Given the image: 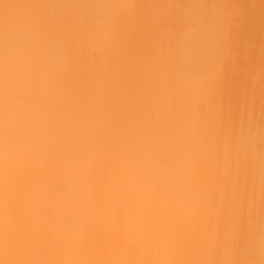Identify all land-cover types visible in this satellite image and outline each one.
Wrapping results in <instances>:
<instances>
[{
	"label": "clouds",
	"instance_id": "clouds-1",
	"mask_svg": "<svg viewBox=\"0 0 264 264\" xmlns=\"http://www.w3.org/2000/svg\"><path fill=\"white\" fill-rule=\"evenodd\" d=\"M233 0H0V264H264V67Z\"/></svg>",
	"mask_w": 264,
	"mask_h": 264
},
{
	"label": "bare ground",
	"instance_id": "bare-ground-1",
	"mask_svg": "<svg viewBox=\"0 0 264 264\" xmlns=\"http://www.w3.org/2000/svg\"><path fill=\"white\" fill-rule=\"evenodd\" d=\"M257 3L258 2H254V8H256ZM232 6L237 10V16L232 28V33L235 36L232 44V51L236 57V67L234 71H230L227 74L224 103L226 107L230 108L233 114H235L239 111L241 104L247 102L248 99L246 83L247 74L253 69L263 67L264 65V33H260L258 38L259 45H256V48L252 49L249 47L246 41V35L249 34L248 32L252 29L254 21L258 18H254V14L252 13L245 12L244 10L247 6L243 7L245 5L241 4L240 1L233 0ZM248 6L251 7V4L249 3ZM254 8H249L248 11H252ZM253 13H255V10ZM257 21H259V19L256 20L255 24L258 23ZM255 27L257 28V26Z\"/></svg>",
	"mask_w": 264,
	"mask_h": 264
},
{
	"label": "rangeland",
	"instance_id": "rangeland-1",
	"mask_svg": "<svg viewBox=\"0 0 264 264\" xmlns=\"http://www.w3.org/2000/svg\"><path fill=\"white\" fill-rule=\"evenodd\" d=\"M236 1H240L241 2V4H244L245 6H243V7H246L245 8V12H247V13H252V14H254L253 15V17L254 18H258L259 19V21H257L258 23L257 24H255L256 23V20H258V19H256L255 21H254V24H253V26L255 25V26H257V28L254 26H252V29H250V31L248 32L249 34H247L246 35V41L248 42L247 44H248V46L249 47H251L252 49L253 48H256V45L258 46L259 45V36H260V33L261 32H263L264 33V0H236ZM254 2H258L257 3V6H256V8H254V6H255V4H254ZM249 3L251 4V7L250 6H248L249 5ZM254 8V10H255V13H253L254 12V10H252V11H248L249 10V8L251 9V8ZM245 14V13H244ZM255 15H256V17H255ZM247 16V15H246ZM250 17H252V16H250ZM262 18V19H261ZM257 29V30H256ZM254 30V31H253ZM259 30V31H258ZM234 34L232 33V44H233V41H234ZM261 46V45H260ZM259 48V47H258ZM262 50V49H261ZM263 67H264V65H263Z\"/></svg>",
	"mask_w": 264,
	"mask_h": 264
}]
</instances>
